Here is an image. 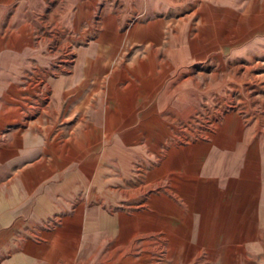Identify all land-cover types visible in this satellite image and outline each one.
Instances as JSON below:
<instances>
[{"label":"crops","instance_id":"obj_1","mask_svg":"<svg viewBox=\"0 0 264 264\" xmlns=\"http://www.w3.org/2000/svg\"><path fill=\"white\" fill-rule=\"evenodd\" d=\"M203 1L0 0V264H97L139 238L192 264L264 241V102L220 90L211 107L197 74L174 71L215 45L195 40L196 10L226 38L219 9L240 4ZM252 87L264 101V72Z\"/></svg>","mask_w":264,"mask_h":264},{"label":"rangeland","instance_id":"obj_2","mask_svg":"<svg viewBox=\"0 0 264 264\" xmlns=\"http://www.w3.org/2000/svg\"><path fill=\"white\" fill-rule=\"evenodd\" d=\"M206 1L208 3L213 2L214 4V1ZM201 3L205 2L203 0H195V5L197 7ZM213 9L207 6L203 9V15H200L197 9L196 14L190 19L189 23H191L190 25L203 24V31L196 32V41L209 40L211 44L215 45L211 47L206 45V47L201 46L194 48L196 52H199L196 53V55L199 54L203 56L202 52H204V57L200 60H190L175 65L174 71L197 74L196 77L199 78L200 88L208 89L209 87L212 91L211 98L213 101L211 102V107H214V104L218 103L219 94H222L223 91L227 93L228 102L235 103L237 101V104L243 107V109L251 111L253 108L262 107L261 104L264 101H261V98H259L260 96H258L261 90L258 92L255 89L256 87H252V79L254 73L264 72V0H240V4H237L236 7L229 3H226L225 8L221 6L219 9V11H221L220 15H225L224 19H226L227 26H231V29L227 31L226 38H224L225 31L220 33L219 30L215 28L216 24L212 22L214 15ZM235 10L240 12L237 16H234ZM235 19L236 21H234ZM1 20L0 35L3 34L2 31L4 27ZM211 24H214V27H211ZM190 28L192 30L194 27L191 26ZM76 33L81 36L85 35L80 32ZM192 34L193 32L189 30L187 38H191ZM166 36L168 38L169 33H165L164 39ZM65 51L67 56H69L70 54L73 55L72 52L74 49L67 48ZM83 51V71H89L90 64L86 63V60L88 59L90 49L84 48ZM55 57H58V52L55 54ZM162 62V67L168 66L170 70L171 67H173V65L166 64L164 60ZM119 66L121 67V65ZM157 66L159 65L156 64V67ZM69 67L68 64L67 68L69 69ZM224 77H226L227 80L226 85L222 84L224 81L221 80V78ZM208 83L210 84L209 86H207ZM84 88L89 89L87 86ZM220 90L222 92H220ZM30 92L32 94L33 91H28V93ZM21 98L23 102L29 103L32 102L31 99H37V96L28 97L26 95V97ZM218 114L217 111H212L210 112V118L206 116L204 118L212 121L216 119ZM247 115L249 117L250 112L246 114V117ZM194 131L198 134L203 132V129L196 128ZM114 227L115 232L119 233L120 226L115 225ZM127 244L129 246L124 248L116 239L115 241L108 242L107 245H104L103 251L100 252V256L96 263L186 264V257L170 255L171 251H168L167 241L163 240L156 243L152 241L148 242L145 246L142 239L139 238ZM222 244L227 245L223 247ZM241 244L242 247L235 249L236 247L233 246L234 244H231V247L229 246L230 242H216L212 248L205 250L201 256L196 257L192 264H264V255L261 256V253H259L262 252V250L264 251V241H249L242 242ZM248 246H251L255 250L259 249L258 253H256L257 255H243L244 253H250L245 250ZM166 248L168 252H166ZM107 250H109V255H107Z\"/></svg>","mask_w":264,"mask_h":264}]
</instances>
